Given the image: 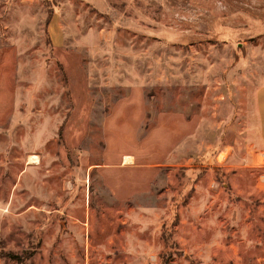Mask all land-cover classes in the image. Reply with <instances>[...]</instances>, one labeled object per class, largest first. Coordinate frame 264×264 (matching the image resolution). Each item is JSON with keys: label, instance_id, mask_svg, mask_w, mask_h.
<instances>
[{"label": "rangeland", "instance_id": "1", "mask_svg": "<svg viewBox=\"0 0 264 264\" xmlns=\"http://www.w3.org/2000/svg\"><path fill=\"white\" fill-rule=\"evenodd\" d=\"M263 84L264 0H0V264H264Z\"/></svg>", "mask_w": 264, "mask_h": 264}, {"label": "crops", "instance_id": "2", "mask_svg": "<svg viewBox=\"0 0 264 264\" xmlns=\"http://www.w3.org/2000/svg\"><path fill=\"white\" fill-rule=\"evenodd\" d=\"M255 106H256V113L258 117V123L256 125L255 131V142L254 144L248 143L247 150L251 151L252 149L258 150L263 154V163H264V84L259 86L256 90L255 94ZM257 154V153H256ZM258 159L257 156L253 157H246L247 164L248 162Z\"/></svg>", "mask_w": 264, "mask_h": 264}, {"label": "bare ground", "instance_id": "3", "mask_svg": "<svg viewBox=\"0 0 264 264\" xmlns=\"http://www.w3.org/2000/svg\"><path fill=\"white\" fill-rule=\"evenodd\" d=\"M31 160H32L33 162H35V161H36V157H35V156L31 157ZM126 161H127L128 163L131 162L130 159H126Z\"/></svg>", "mask_w": 264, "mask_h": 264}, {"label": "trees", "instance_id": "4", "mask_svg": "<svg viewBox=\"0 0 264 264\" xmlns=\"http://www.w3.org/2000/svg\"><path fill=\"white\" fill-rule=\"evenodd\" d=\"M8 256H10V257H12V258H14V259H19V257L18 256H13L12 254H10V253H8L7 254ZM20 261L22 262V260L20 259ZM20 263V262H19Z\"/></svg>", "mask_w": 264, "mask_h": 264}]
</instances>
